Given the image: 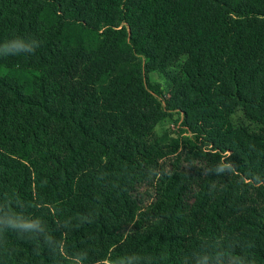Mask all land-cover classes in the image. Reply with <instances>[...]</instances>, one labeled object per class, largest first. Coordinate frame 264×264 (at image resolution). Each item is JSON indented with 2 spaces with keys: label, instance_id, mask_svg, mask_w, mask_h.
<instances>
[{
  "label": "trees",
  "instance_id": "obj_1",
  "mask_svg": "<svg viewBox=\"0 0 264 264\" xmlns=\"http://www.w3.org/2000/svg\"><path fill=\"white\" fill-rule=\"evenodd\" d=\"M0 264H264V0H0Z\"/></svg>",
  "mask_w": 264,
  "mask_h": 264
},
{
  "label": "rangeland",
  "instance_id": "obj_2",
  "mask_svg": "<svg viewBox=\"0 0 264 264\" xmlns=\"http://www.w3.org/2000/svg\"><path fill=\"white\" fill-rule=\"evenodd\" d=\"M177 71L173 68L166 70L165 72H153L150 74L151 81L159 87L162 91L163 96L165 97L164 100L170 98V95L175 86L174 77ZM163 100V99H162ZM187 119V115L182 110L172 111L170 115H168L162 122H160L156 126V134L158 139L165 144H176L180 146L179 150L177 151L176 155H180L183 151V146L188 139L192 138L193 134L187 131V128L184 126ZM243 119V113L241 111H237L232 117L231 121L233 123H239ZM175 155V156H176ZM172 157V162H176V157ZM184 156L181 158V163H183ZM170 161H164L163 164L167 166H171ZM169 164V165H168ZM186 165V163H184ZM145 188L142 190L143 193L149 192ZM150 200V197H147Z\"/></svg>",
  "mask_w": 264,
  "mask_h": 264
}]
</instances>
